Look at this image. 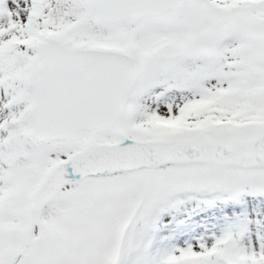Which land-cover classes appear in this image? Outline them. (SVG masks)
<instances>
[{
  "label": "snow or ice",
  "instance_id": "6c2138e0",
  "mask_svg": "<svg viewBox=\"0 0 264 264\" xmlns=\"http://www.w3.org/2000/svg\"><path fill=\"white\" fill-rule=\"evenodd\" d=\"M0 264H264V0H0Z\"/></svg>",
  "mask_w": 264,
  "mask_h": 264
}]
</instances>
